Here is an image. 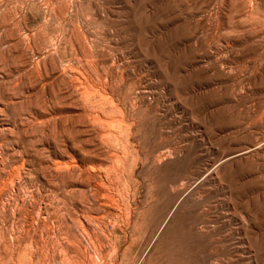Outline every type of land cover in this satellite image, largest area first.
Instances as JSON below:
<instances>
[{"label": "rangeland", "instance_id": "1", "mask_svg": "<svg viewBox=\"0 0 264 264\" xmlns=\"http://www.w3.org/2000/svg\"><path fill=\"white\" fill-rule=\"evenodd\" d=\"M0 264H264V0H0Z\"/></svg>", "mask_w": 264, "mask_h": 264}, {"label": "bare ground", "instance_id": "2", "mask_svg": "<svg viewBox=\"0 0 264 264\" xmlns=\"http://www.w3.org/2000/svg\"><path fill=\"white\" fill-rule=\"evenodd\" d=\"M15 262V261H14Z\"/></svg>", "mask_w": 264, "mask_h": 264}]
</instances>
